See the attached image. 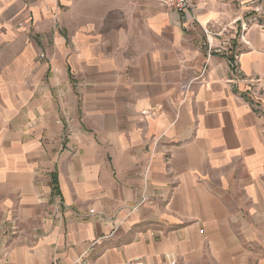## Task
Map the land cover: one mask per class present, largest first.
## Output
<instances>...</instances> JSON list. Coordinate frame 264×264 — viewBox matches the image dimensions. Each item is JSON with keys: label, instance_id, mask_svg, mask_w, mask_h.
<instances>
[{"label": "crops", "instance_id": "crops-1", "mask_svg": "<svg viewBox=\"0 0 264 264\" xmlns=\"http://www.w3.org/2000/svg\"><path fill=\"white\" fill-rule=\"evenodd\" d=\"M162 1L0 0V264H264V25Z\"/></svg>", "mask_w": 264, "mask_h": 264}, {"label": "built area", "instance_id": "built-area-1", "mask_svg": "<svg viewBox=\"0 0 264 264\" xmlns=\"http://www.w3.org/2000/svg\"><path fill=\"white\" fill-rule=\"evenodd\" d=\"M162 5L165 6L167 9H169L171 12L178 13V14H188V0H163ZM193 20L197 22L196 18L193 17ZM205 33H207L206 30H203ZM244 31V29H243ZM243 35V34H242ZM240 34V39L243 40V37ZM233 69L236 73H238L237 64L233 63ZM146 199L143 198L142 202H144ZM60 206L61 203L57 200L55 203V209H54V215L57 216L60 212ZM137 206H134L132 210H136ZM73 264H91L89 257H88V251L84 252L82 255H80L76 260H74ZM127 264H142L140 261H132L128 262Z\"/></svg>", "mask_w": 264, "mask_h": 264}, {"label": "rangeland", "instance_id": "rangeland-1", "mask_svg": "<svg viewBox=\"0 0 264 264\" xmlns=\"http://www.w3.org/2000/svg\"><path fill=\"white\" fill-rule=\"evenodd\" d=\"M242 2L255 9L250 17L254 18L256 23L264 25V0H241Z\"/></svg>", "mask_w": 264, "mask_h": 264}]
</instances>
